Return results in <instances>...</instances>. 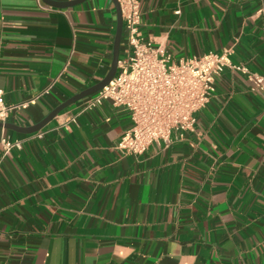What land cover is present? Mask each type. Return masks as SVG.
I'll use <instances>...</instances> for the list:
<instances>
[{
	"label": "crops",
	"instance_id": "obj_1",
	"mask_svg": "<svg viewBox=\"0 0 264 264\" xmlns=\"http://www.w3.org/2000/svg\"><path fill=\"white\" fill-rule=\"evenodd\" d=\"M140 4L143 36L174 59L231 49L264 75V0ZM116 30L112 0H0V91L28 103L6 123L34 126L100 82ZM85 100L37 133L0 128L22 141L0 142V264H264V91L226 69L195 131L139 156L115 148L130 112L78 114Z\"/></svg>",
	"mask_w": 264,
	"mask_h": 264
},
{
	"label": "built area",
	"instance_id": "obj_2",
	"mask_svg": "<svg viewBox=\"0 0 264 264\" xmlns=\"http://www.w3.org/2000/svg\"><path fill=\"white\" fill-rule=\"evenodd\" d=\"M117 1L124 21L127 53L118 61L116 77L86 98L78 114L92 111L105 101H111L114 107L126 108L132 126L115 147L121 153L139 156L154 143L169 146L174 133L183 136L194 132L196 114L210 103L216 82L226 69L242 73L254 89L264 91V75L245 64H234L231 49L174 59L164 47L155 46L143 36L140 0ZM27 106L28 103L7 105L0 91V122L6 123L13 110ZM76 118L71 115L67 122L76 123ZM67 122L64 125L69 128ZM0 142L4 155L22 148L21 140H10L4 135Z\"/></svg>",
	"mask_w": 264,
	"mask_h": 264
},
{
	"label": "water",
	"instance_id": "obj_3",
	"mask_svg": "<svg viewBox=\"0 0 264 264\" xmlns=\"http://www.w3.org/2000/svg\"><path fill=\"white\" fill-rule=\"evenodd\" d=\"M43 1H45L47 4L53 7L68 8V7H73L81 3H84L87 0H73V1H68V2H56L53 0H43ZM112 1L117 11V30H116V36H115V41H114V58H113V63H112L109 73L100 82L79 92L78 94L72 96L71 98L63 102L61 105L55 108L46 118H44L38 124L34 126H30V127H17L9 123L0 122V128L13 129V130L25 133V134L37 133L41 131L44 127H46L55 117H57L65 109L71 107L72 105L78 103L81 100H84L90 96H93L94 94L99 92L101 89H103L105 86H107L116 77L117 72H118V61L120 59V51H121V45H122V40H123L124 21H123L120 4L118 3L117 0H112Z\"/></svg>",
	"mask_w": 264,
	"mask_h": 264
}]
</instances>
